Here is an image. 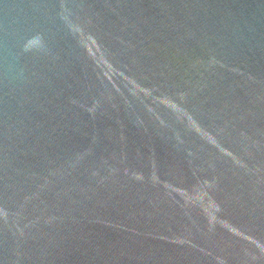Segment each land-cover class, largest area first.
Returning <instances> with one entry per match:
<instances>
[{"label":"water","instance_id":"obj_1","mask_svg":"<svg viewBox=\"0 0 264 264\" xmlns=\"http://www.w3.org/2000/svg\"><path fill=\"white\" fill-rule=\"evenodd\" d=\"M0 264H264V0H0Z\"/></svg>","mask_w":264,"mask_h":264}]
</instances>
